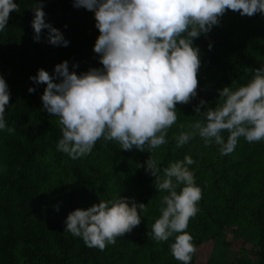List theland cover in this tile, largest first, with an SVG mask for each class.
Returning a JSON list of instances; mask_svg holds the SVG:
<instances>
[{
	"label": "trees",
	"instance_id": "obj_1",
	"mask_svg": "<svg viewBox=\"0 0 264 264\" xmlns=\"http://www.w3.org/2000/svg\"><path fill=\"white\" fill-rule=\"evenodd\" d=\"M236 230L264 264V0H0V264Z\"/></svg>",
	"mask_w": 264,
	"mask_h": 264
},
{
	"label": "rangeland",
	"instance_id": "obj_2",
	"mask_svg": "<svg viewBox=\"0 0 264 264\" xmlns=\"http://www.w3.org/2000/svg\"><path fill=\"white\" fill-rule=\"evenodd\" d=\"M245 233L246 231L241 232L238 230L224 231L221 235V240L216 242L208 241L202 246L195 248L196 264H207L214 257L216 262L227 264L236 259L241 253L246 255L250 239Z\"/></svg>",
	"mask_w": 264,
	"mask_h": 264
}]
</instances>
